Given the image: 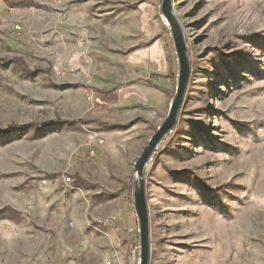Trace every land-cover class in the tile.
<instances>
[{
  "label": "rangeland",
  "instance_id": "374dc122",
  "mask_svg": "<svg viewBox=\"0 0 264 264\" xmlns=\"http://www.w3.org/2000/svg\"><path fill=\"white\" fill-rule=\"evenodd\" d=\"M161 3L0 0V129L32 125L0 139V264H139L134 165L178 83ZM173 13L191 75L144 173L149 264H264V0Z\"/></svg>",
  "mask_w": 264,
  "mask_h": 264
},
{
  "label": "water",
  "instance_id": "95a60500",
  "mask_svg": "<svg viewBox=\"0 0 264 264\" xmlns=\"http://www.w3.org/2000/svg\"><path fill=\"white\" fill-rule=\"evenodd\" d=\"M160 13L171 32V37L178 61V83L176 95L170 104L169 113L165 121L152 135L148 144L143 149L140 157L134 165L135 177L133 187L131 189V195L133 208L138 221L140 241L139 264H149L151 256L150 220L144 173L146 167L152 159V156L155 154L160 144L177 126L179 113L184 104V99L191 75L190 62L188 59V47L182 28L173 13V0H162Z\"/></svg>",
  "mask_w": 264,
  "mask_h": 264
},
{
  "label": "built area",
  "instance_id": "2783aa9c",
  "mask_svg": "<svg viewBox=\"0 0 264 264\" xmlns=\"http://www.w3.org/2000/svg\"><path fill=\"white\" fill-rule=\"evenodd\" d=\"M16 29L20 30L19 25L16 26ZM89 143L92 146L93 144L97 145V146H103L104 145V140L100 139L99 136L95 133H90L89 135ZM92 154H94V150H92ZM44 183H46L44 181ZM64 185L65 186H72L73 182H72V178L70 177H66L64 179ZM117 217L113 216L110 218H106L103 221H100L99 224L97 225L99 228L101 229H108L109 227H111L112 225L117 223ZM138 234L139 232L136 234L137 235V243H133L131 246V251L133 253V258L134 260L138 263L140 261V241L138 240ZM136 240V239H135ZM108 264H111L110 262Z\"/></svg>",
  "mask_w": 264,
  "mask_h": 264
},
{
  "label": "trees",
  "instance_id": "16d2710c",
  "mask_svg": "<svg viewBox=\"0 0 264 264\" xmlns=\"http://www.w3.org/2000/svg\"><path fill=\"white\" fill-rule=\"evenodd\" d=\"M32 125H28V126H22V127H10L7 130H1L0 129V139H5L7 137H9V135H11L13 132H17V133H22V132H26ZM45 127L47 125H44ZM35 126H33L34 128ZM123 128V127H121ZM126 128V127H124ZM80 184V181H77L74 183V187H79L78 185ZM7 217V215H4L3 213H0V218H4Z\"/></svg>",
  "mask_w": 264,
  "mask_h": 264
},
{
  "label": "crops",
  "instance_id": "0c3cea01",
  "mask_svg": "<svg viewBox=\"0 0 264 264\" xmlns=\"http://www.w3.org/2000/svg\"><path fill=\"white\" fill-rule=\"evenodd\" d=\"M95 226H97V225H94L93 229H95L96 231L100 232L101 229H97L98 227L96 228ZM102 230H104V229H102Z\"/></svg>",
  "mask_w": 264,
  "mask_h": 264
}]
</instances>
